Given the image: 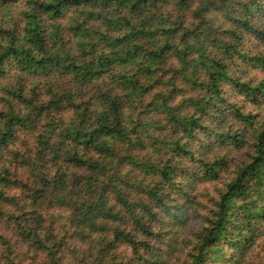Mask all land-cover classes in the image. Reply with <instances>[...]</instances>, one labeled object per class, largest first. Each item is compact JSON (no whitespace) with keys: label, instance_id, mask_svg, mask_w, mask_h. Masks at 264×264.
Listing matches in <instances>:
<instances>
[{"label":"trees","instance_id":"1","mask_svg":"<svg viewBox=\"0 0 264 264\" xmlns=\"http://www.w3.org/2000/svg\"><path fill=\"white\" fill-rule=\"evenodd\" d=\"M0 264H264V0H0Z\"/></svg>","mask_w":264,"mask_h":264},{"label":"rangeland","instance_id":"2","mask_svg":"<svg viewBox=\"0 0 264 264\" xmlns=\"http://www.w3.org/2000/svg\"><path fill=\"white\" fill-rule=\"evenodd\" d=\"M216 23L217 22V19L215 21ZM186 182V179H183L182 180V185H184ZM198 188L201 186V184L197 185ZM196 186V188H197ZM207 186L208 188H206V191L205 192H208V193H212L213 192V189L214 187L211 186L210 184L207 183ZM199 200H202L203 203H206L207 200H206V195H203ZM200 210L201 211V207L199 206L198 202H196L194 204V210ZM194 227V223H193V220L191 219H185V224L184 225H180L178 226V229H175V231L173 232H170L169 234L165 233V236H167L169 238V242L171 243L169 245V249L167 250V254L164 255L165 258H167L168 260L171 258V253L169 254V252L171 251L170 249H174V250H177L178 248H180L179 246H184L185 244V240L186 238H188L190 236V231L191 229ZM164 241H167V239H165ZM75 246L78 250H84L85 248V245L82 243V242H76L75 243ZM174 247V248H173ZM176 252V251H175ZM174 252V253H175Z\"/></svg>","mask_w":264,"mask_h":264}]
</instances>
